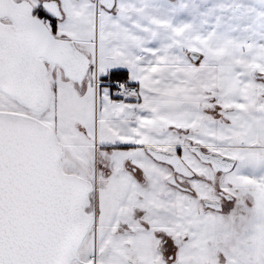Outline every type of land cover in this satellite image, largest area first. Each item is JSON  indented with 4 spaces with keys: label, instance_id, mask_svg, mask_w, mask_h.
Instances as JSON below:
<instances>
[{
    "label": "snow or ice",
    "instance_id": "obj_1",
    "mask_svg": "<svg viewBox=\"0 0 264 264\" xmlns=\"http://www.w3.org/2000/svg\"><path fill=\"white\" fill-rule=\"evenodd\" d=\"M148 7L0 0V264H264V7L221 0L218 61Z\"/></svg>",
    "mask_w": 264,
    "mask_h": 264
},
{
    "label": "crops",
    "instance_id": "obj_2",
    "mask_svg": "<svg viewBox=\"0 0 264 264\" xmlns=\"http://www.w3.org/2000/svg\"><path fill=\"white\" fill-rule=\"evenodd\" d=\"M250 3H254L256 7H264V4L257 3L256 0H250ZM221 0H190L189 6L185 8L184 10L180 11L178 10V0H149V7L145 10L144 15H133L132 19L139 21L141 24H149L148 16H167L171 17L172 24L179 26V31L176 33L177 35H182L186 29H195L197 32V35L194 37H185V39L188 40H199L201 44L204 45V48L211 54V56L215 60H220L222 56L229 50V43L225 42L221 44L218 47H213L212 44L209 42V37H205L203 40H200L199 33H202L206 31L207 29L213 27L218 18L220 20V31H224L226 29L232 28L240 23H248L247 20H239L232 18V13L228 11L227 9H222L220 7ZM180 22H187L181 24ZM175 31V29H173ZM238 32L233 31L230 33V35L235 36ZM168 34L164 31H161L159 34V37L156 41V43H160L161 41L166 42L167 41ZM179 43V41H176ZM194 46V45H193ZM252 47L251 44L247 45L245 48V51L250 49ZM237 48H239V45H237ZM255 56H264V50L257 51ZM158 59H165L160 58ZM226 62V61H225ZM235 62L239 64H251L254 61L247 60L243 55L235 57ZM203 67V66H201ZM169 69L168 63H159L154 64L148 72L145 73V86H148L150 83H153L151 81V74L155 72H165V70ZM171 74L175 75L178 72H182L185 74V76L191 80H195L196 83L193 84V88H196L197 86L200 87H209L208 84L201 83V80L198 76V68L194 66H181V65H174L171 66ZM225 72V69L223 67H220L218 71L215 74V80L213 83L218 84L221 80H226V75H221V73ZM259 73L256 74L257 77H259ZM164 91L168 93L169 95L176 96L178 93L187 96V93L184 92L182 88H180L179 85H176L172 88H165ZM241 107H244V105H241ZM213 116L218 115V113L213 112ZM163 118V117H162ZM221 122L224 121L223 117H220ZM175 122V121H170ZM212 259V264L215 263V258Z\"/></svg>",
    "mask_w": 264,
    "mask_h": 264
},
{
    "label": "rangeland",
    "instance_id": "obj_3",
    "mask_svg": "<svg viewBox=\"0 0 264 264\" xmlns=\"http://www.w3.org/2000/svg\"><path fill=\"white\" fill-rule=\"evenodd\" d=\"M213 264H216V261H215V263H213Z\"/></svg>",
    "mask_w": 264,
    "mask_h": 264
}]
</instances>
